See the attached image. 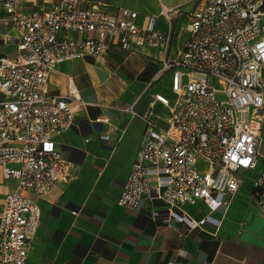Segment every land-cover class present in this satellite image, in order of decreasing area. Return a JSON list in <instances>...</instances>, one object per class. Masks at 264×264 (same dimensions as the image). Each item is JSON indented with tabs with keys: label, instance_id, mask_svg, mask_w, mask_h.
Instances as JSON below:
<instances>
[{
	"label": "built area",
	"instance_id": "1",
	"mask_svg": "<svg viewBox=\"0 0 264 264\" xmlns=\"http://www.w3.org/2000/svg\"><path fill=\"white\" fill-rule=\"evenodd\" d=\"M187 3L194 6L187 41L171 58L175 16L184 5L162 9L167 30L160 32L157 18L140 26L137 12L109 14L89 0H56L48 11L29 10L28 0H0L20 32L17 56L0 58V170L14 182L0 215V264H27L42 216L36 198L73 179L58 139L74 127L83 101L73 86L67 96L53 95L51 74L61 63L100 58L115 46L126 52L162 46L164 59L155 62L149 88L167 76L174 95H154L151 109L159 103L171 117L164 127L152 112L144 118L118 206L136 211L147 201L165 209V223L204 230L219 226L213 215L232 204L243 174L253 172L258 175L252 194L264 219V171L257 172L264 124V0ZM139 100L115 109L134 120L141 117ZM95 121L109 127L100 140L114 148L121 137L111 119ZM200 203L208 214L196 220L188 207Z\"/></svg>",
	"mask_w": 264,
	"mask_h": 264
},
{
	"label": "crops",
	"instance_id": "2",
	"mask_svg": "<svg viewBox=\"0 0 264 264\" xmlns=\"http://www.w3.org/2000/svg\"><path fill=\"white\" fill-rule=\"evenodd\" d=\"M55 1L28 0V9L48 11ZM188 1L89 0V5L100 4L109 14L123 9L135 11L140 26L150 17L157 18L160 32L167 30L162 9L184 5L174 21L169 54L174 58L187 41L185 27L194 8ZM19 37V30L0 5V58L17 56ZM163 59L162 46H144L130 52L115 46L100 58L61 63L51 74L53 95L67 96L73 86L83 105L74 127L58 139L73 179L59 182L46 196L36 198L42 216L27 264H264V219L252 194L256 173L243 174V184L232 204L213 215L219 226L210 224L204 230L189 232L184 225L165 223V209L147 201L136 211H126L117 204L140 149L144 118L152 112L164 127L171 117L170 110L159 103L151 109L154 95L163 93L155 85L149 88L151 81L140 79L147 68ZM262 77L264 80V70ZM139 98V118L132 120L115 109ZM99 116L109 117L121 137L114 148L100 140L109 127L96 123ZM259 154L264 158V124ZM13 186L14 182L6 181L0 170V215ZM188 211L196 220L208 214L202 203L188 207Z\"/></svg>",
	"mask_w": 264,
	"mask_h": 264
},
{
	"label": "rangeland",
	"instance_id": "3",
	"mask_svg": "<svg viewBox=\"0 0 264 264\" xmlns=\"http://www.w3.org/2000/svg\"><path fill=\"white\" fill-rule=\"evenodd\" d=\"M167 76L161 80L158 84H155V86H157L161 91L162 93L167 96L169 99H173V92H172V89H171V86H170V83L167 82ZM264 171V158L261 157L260 159V163H259V166H258V169H257V172H262Z\"/></svg>",
	"mask_w": 264,
	"mask_h": 264
},
{
	"label": "trees",
	"instance_id": "4",
	"mask_svg": "<svg viewBox=\"0 0 264 264\" xmlns=\"http://www.w3.org/2000/svg\"><path fill=\"white\" fill-rule=\"evenodd\" d=\"M157 72V66H151L147 68L140 76V79L145 82L151 81V79L154 77V75Z\"/></svg>",
	"mask_w": 264,
	"mask_h": 264
}]
</instances>
